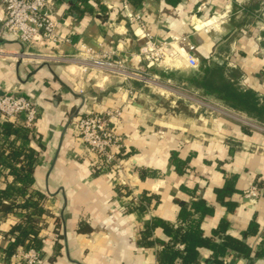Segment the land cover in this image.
Listing matches in <instances>:
<instances>
[{"label": "crops", "instance_id": "0c3cea01", "mask_svg": "<svg viewBox=\"0 0 264 264\" xmlns=\"http://www.w3.org/2000/svg\"><path fill=\"white\" fill-rule=\"evenodd\" d=\"M48 1L59 20L55 47L0 37V92L24 95L37 110L33 136L22 144L38 151L31 189L42 194L45 209L38 223V264H158L168 237L157 225L149 235L153 244L144 246L145 228L153 219L179 224L181 208L197 200L211 209L194 214L203 235L211 236L224 220L226 233L250 246L248 257L227 252V264H264V120L185 79L201 58H209V65H220L236 86L252 89L264 104V0H98L101 7L95 0ZM129 13L141 14L147 30L175 48L169 47L173 55L158 65L136 63L131 54L143 39ZM187 43L195 46L194 67L186 61ZM79 44L146 72L147 79L90 65L78 57ZM186 98L192 103L180 110ZM115 105L123 110L114 126L121 139L123 186L116 185L111 171L92 165L72 127L87 108L103 111ZM5 146L0 140V149ZM171 151L185 160L181 171L171 162ZM227 178L234 190L224 200L232 208L215 193ZM10 180L0 172V187ZM253 185L259 194L245 196ZM142 193L152 195L151 201H139ZM23 219L21 211L0 216V247L9 244L5 233ZM213 237L222 239L221 234ZM200 253L203 263L211 258L209 249ZM0 264H13L12 256L5 260L0 253Z\"/></svg>", "mask_w": 264, "mask_h": 264}, {"label": "trees", "instance_id": "16d2710c", "mask_svg": "<svg viewBox=\"0 0 264 264\" xmlns=\"http://www.w3.org/2000/svg\"><path fill=\"white\" fill-rule=\"evenodd\" d=\"M95 2L98 5V0ZM172 2L175 3L176 0ZM209 61V58H201L198 68L191 69L186 75V81L208 94L215 95L227 106L243 111L254 119L264 120V104L260 103L256 92L249 88L236 86L233 80L224 75L220 65H209ZM32 136L33 132L30 133L14 120L0 117V140L6 145L5 148L0 149V172L11 175V180L0 187V216L16 211L24 214V219L13 224L5 233L9 238V244L5 248L0 247V253L5 260L18 247L40 250L42 244V239L38 234L41 226L38 223L45 212L40 204L42 194L37 190L31 191L38 151L22 144L23 140ZM170 160L177 171H181L185 166V160L180 159L175 151H171ZM233 190V181L227 178L223 186L215 190L217 200L232 208V203L224 200V197ZM152 197V195L142 193L139 201L148 203ZM210 210L202 200H197L191 203L190 208L185 206L181 208L180 223L177 225L153 219L145 228L140 242L144 246L152 245L153 240L149 239L150 231L159 225L168 239L162 242V248L158 251V264H227L223 257L229 251L248 257L251 254L250 246L240 238L226 233L224 220L220 221L211 236L203 235L194 214L199 213L202 216ZM54 220L58 225V218L55 217ZM217 234L222 235L220 241H216L213 237ZM178 244H182V247H178ZM54 246L58 251L60 244L55 242ZM201 248L210 250L211 258L204 263L201 260Z\"/></svg>", "mask_w": 264, "mask_h": 264}, {"label": "built area", "instance_id": "2783aa9c", "mask_svg": "<svg viewBox=\"0 0 264 264\" xmlns=\"http://www.w3.org/2000/svg\"><path fill=\"white\" fill-rule=\"evenodd\" d=\"M0 4L3 10L0 17V37L7 34L25 45L47 47L57 45L60 40L59 20L52 12L48 0H0ZM128 19L135 24L136 35L143 39L137 51L131 54L136 63L158 65L166 56L173 55L175 48L166 41H158L156 36L147 30L141 14L129 13ZM169 47H172L173 52L169 50ZM194 50L193 44H186V61L190 67H194L197 63L192 54ZM77 51L78 57L87 60L90 65L98 69L143 81L147 79L146 72L130 69L124 61L112 59L106 52L99 55L92 46L79 44ZM226 113L247 125L257 126L246 116L236 112L226 111ZM122 114L123 110L119 105L103 111H98L91 106L83 111L72 124L74 133L86 146L92 165L99 171H111L115 176L117 186L127 183L123 174L124 167L118 157L121 139L114 127ZM0 117L14 120L31 133L35 127L37 110L30 98L4 91L0 92ZM16 142L18 143V140ZM258 194L259 188L255 185L244 192L245 196ZM133 200H136V197ZM11 256L13 264H38L41 251L31 247L26 249L18 247Z\"/></svg>", "mask_w": 264, "mask_h": 264}, {"label": "rangeland", "instance_id": "374dc122", "mask_svg": "<svg viewBox=\"0 0 264 264\" xmlns=\"http://www.w3.org/2000/svg\"><path fill=\"white\" fill-rule=\"evenodd\" d=\"M192 102L188 100V98H186V100L182 101V103L178 104V108L180 110H184L185 109V104H191ZM187 113V112H186Z\"/></svg>", "mask_w": 264, "mask_h": 264}]
</instances>
